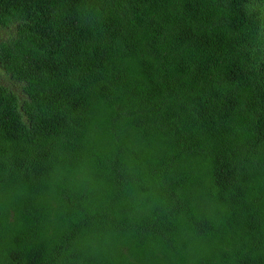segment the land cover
<instances>
[{"label":"trees","instance_id":"1","mask_svg":"<svg viewBox=\"0 0 264 264\" xmlns=\"http://www.w3.org/2000/svg\"><path fill=\"white\" fill-rule=\"evenodd\" d=\"M0 264H264V0H0Z\"/></svg>","mask_w":264,"mask_h":264}]
</instances>
